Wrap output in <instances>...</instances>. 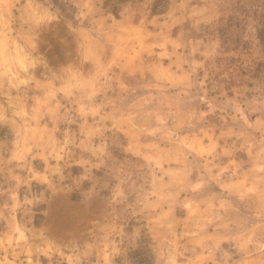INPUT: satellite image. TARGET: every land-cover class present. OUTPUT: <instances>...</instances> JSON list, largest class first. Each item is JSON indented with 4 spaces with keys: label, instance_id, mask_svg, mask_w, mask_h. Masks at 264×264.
Masks as SVG:
<instances>
[{
    "label": "rangeland",
    "instance_id": "1",
    "mask_svg": "<svg viewBox=\"0 0 264 264\" xmlns=\"http://www.w3.org/2000/svg\"><path fill=\"white\" fill-rule=\"evenodd\" d=\"M263 41L264 0H0V264H264Z\"/></svg>",
    "mask_w": 264,
    "mask_h": 264
},
{
    "label": "crops",
    "instance_id": "2",
    "mask_svg": "<svg viewBox=\"0 0 264 264\" xmlns=\"http://www.w3.org/2000/svg\"><path fill=\"white\" fill-rule=\"evenodd\" d=\"M120 40H121V38L109 40V38H106V37H105V39H103V38L99 39L96 37H94V38L88 37L87 42L84 43V53H85L84 57H85L86 61H88V62L98 63L100 66L103 67V70H105V67H106V71L108 70L107 69L108 67L112 68L114 71L111 69H110V71H113L114 75L117 77V80L120 81L121 84L125 85V83H127L125 81L126 77H130L132 75L134 78L138 79L139 73L137 72V68H135L136 61L138 58L136 56V53H133L132 56L129 57L131 52L127 56L124 55L127 58L123 57V56H119L120 53L124 51L123 47L121 46L122 43H120L121 42ZM135 42L136 41H133V44ZM6 44H7V46H6ZM6 44H5L6 50H9L8 43H6ZM0 46L2 47V45H0ZM24 46L26 47V45H24ZM22 48H23V46H22ZM4 49H5V47L3 48V50ZM17 50L18 51L22 50L21 45H18ZM122 57H123L124 64L117 62L118 59H120ZM128 61L131 63H129ZM126 63H127V65H126ZM117 65L122 66L121 71H118V69L116 68ZM119 68H121V67H119ZM132 76L130 78L131 81L133 80ZM148 80H150V79H148ZM131 86H132V82H131L130 87ZM154 88H157V87H154ZM58 90L60 91V89H58V88H56V89L51 88V89L45 90L47 92V94H48V91H50L49 101L46 104L47 105L46 111H47L48 116L52 117L50 119L51 122L54 121L55 118L57 117L56 112H57L58 106L55 105V103H54V100H55L54 97L56 94H58ZM161 90H166V88L163 87V89H161ZM64 92H66V91H64ZM262 123H264V121H262ZM92 136H94V135H92ZM84 143H87V139H86V141H84ZM198 156L203 159L202 164H204V166H205L204 167V169H205L204 174L207 175L209 178H212V180L215 181L217 185H219V188H220L219 190L220 191L223 190L225 192L227 191L230 195L232 194V196H234V197H238V198L241 197L243 202H244V200L246 199V197L250 193L249 186H250L251 182L249 180L240 179V178H243V177H241L242 175L240 177H238L239 176L238 162L235 160V157L233 156V154L225 153L221 149L211 150V151L204 149V150H201L200 154L198 153ZM259 162L261 165H264V160H259ZM179 170H181V169H179ZM225 172H227V174L231 175V176L227 175V177H229L231 179L228 180L226 178V180H223V181L219 180V179H221L223 174H225ZM234 174L237 177V178L235 177L236 179L233 178ZM204 184L205 183H203L202 186H204Z\"/></svg>",
    "mask_w": 264,
    "mask_h": 264
},
{
    "label": "trees",
    "instance_id": "3",
    "mask_svg": "<svg viewBox=\"0 0 264 264\" xmlns=\"http://www.w3.org/2000/svg\"><path fill=\"white\" fill-rule=\"evenodd\" d=\"M263 43H264V41H263Z\"/></svg>",
    "mask_w": 264,
    "mask_h": 264
}]
</instances>
